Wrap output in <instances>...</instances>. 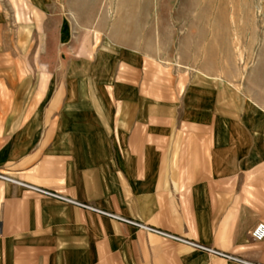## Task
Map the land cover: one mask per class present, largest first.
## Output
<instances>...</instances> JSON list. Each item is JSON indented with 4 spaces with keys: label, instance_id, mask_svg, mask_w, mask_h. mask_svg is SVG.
Wrapping results in <instances>:
<instances>
[{
    "label": "crops",
    "instance_id": "0c3cea01",
    "mask_svg": "<svg viewBox=\"0 0 264 264\" xmlns=\"http://www.w3.org/2000/svg\"><path fill=\"white\" fill-rule=\"evenodd\" d=\"M138 53L116 45L95 61L82 54L45 84L4 63L0 162L52 181L73 201L182 238L157 221L169 217L196 243L264 264V241L251 237L264 223V103L215 81L208 113H185L183 101L154 97L137 82ZM77 209L0 184V264H169L170 256L239 264L201 259L152 233L139 263L142 232Z\"/></svg>",
    "mask_w": 264,
    "mask_h": 264
},
{
    "label": "rangeland",
    "instance_id": "374dc122",
    "mask_svg": "<svg viewBox=\"0 0 264 264\" xmlns=\"http://www.w3.org/2000/svg\"><path fill=\"white\" fill-rule=\"evenodd\" d=\"M20 29L26 36L20 35ZM116 45L135 46L140 52L137 64L142 72L137 71V82H147L146 92L154 97L183 101L185 113H208L214 95L208 88L215 81L228 82L246 97L264 103V0H0V159H4V63H16L25 75L35 73L36 82L54 83L64 77V69L73 59L80 60L86 54L95 61L98 51L112 50ZM193 100H199L201 106H192ZM50 182L37 180L32 172L18 174L0 162V184L22 188L25 194L55 201L64 209L80 208L105 216L20 185L67 196L63 188ZM157 221L196 243L185 236L175 219L163 217ZM126 225L143 233L134 247L140 263L144 254L139 246L148 247L146 236L152 232ZM152 234L160 242H174ZM180 246L201 259L223 258L185 244ZM108 254L113 255V251ZM169 259V264H178V258ZM114 262L119 264V260Z\"/></svg>",
    "mask_w": 264,
    "mask_h": 264
},
{
    "label": "built area",
    "instance_id": "2783aa9c",
    "mask_svg": "<svg viewBox=\"0 0 264 264\" xmlns=\"http://www.w3.org/2000/svg\"><path fill=\"white\" fill-rule=\"evenodd\" d=\"M1 178H3V177H1ZM3 179H6V180H8L10 182H13V183H16V184H19L18 182H15V181L7 179V178H3ZM20 185H22L25 188L31 190L33 193L41 194V195H45V196H48V197H51V198H55V199H58V200H61V201H65V202L74 204L76 206H79L81 208L90 209V210L98 212V213H100L102 215L109 216L112 219H115V220H118L120 222H124V223H127V224H131V225H134V226H137V227H140V228L143 229V226L141 224H138V223L133 222V221L128 220V219L121 218V217L113 215V214L102 212L100 210L91 208V207H89V206H87L85 204L73 201V200H71V199H69L67 197H63V196L54 194V193L49 192L47 190H44L42 188H39V187H36V186H32V185H26V184H20ZM146 230L149 231V232L158 234V235H160V236H162L164 238H168V239H171V240H173L175 242H179V243L185 244L187 246L194 247V248H197V249L205 251V252H209L211 254H214L215 256L223 257V258H225L227 260H230V261H233V262H237L239 264H253L251 262H247L245 260H242V259H240L238 257L231 256L229 254H225V253H222V252L210 249V248H206V247L201 246V245H199L197 243H194V242H191V241H187V240H185L183 238H179V237L167 234L165 232H161V231L153 229V228H147ZM251 237L256 242H263L264 241V223H259V224L256 225V227L251 232Z\"/></svg>",
    "mask_w": 264,
    "mask_h": 264
},
{
    "label": "bare ground",
    "instance_id": "6f19581e",
    "mask_svg": "<svg viewBox=\"0 0 264 264\" xmlns=\"http://www.w3.org/2000/svg\"><path fill=\"white\" fill-rule=\"evenodd\" d=\"M143 229H147V227L143 226Z\"/></svg>",
    "mask_w": 264,
    "mask_h": 264
}]
</instances>
